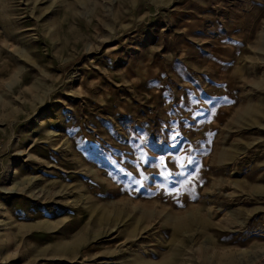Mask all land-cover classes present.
<instances>
[{"label":"rangeland","instance_id":"374dc122","mask_svg":"<svg viewBox=\"0 0 264 264\" xmlns=\"http://www.w3.org/2000/svg\"><path fill=\"white\" fill-rule=\"evenodd\" d=\"M0 264H264V0H0Z\"/></svg>","mask_w":264,"mask_h":264}]
</instances>
